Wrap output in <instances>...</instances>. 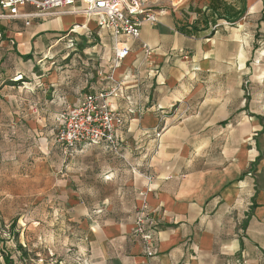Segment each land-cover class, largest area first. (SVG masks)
I'll list each match as a JSON object with an SVG mask.
<instances>
[{
	"label": "crops",
	"instance_id": "0c3cea01",
	"mask_svg": "<svg viewBox=\"0 0 264 264\" xmlns=\"http://www.w3.org/2000/svg\"><path fill=\"white\" fill-rule=\"evenodd\" d=\"M162 4L158 22L144 24L138 39H121L130 53L118 63L110 32L82 14L0 19V97L39 129L86 93L121 84L111 100L124 117L119 154L132 169L107 170L104 178L122 181L127 173L134 215L108 217L113 204H86L75 191L95 217L85 264H264V191L256 198L246 170L259 153L240 154L237 137L238 64L240 56L249 61V44H264V0ZM224 123L229 148L217 162L222 137L206 132ZM94 147L114 153L104 142L78 149ZM149 186L157 217L152 255L134 230L138 191Z\"/></svg>",
	"mask_w": 264,
	"mask_h": 264
},
{
	"label": "rangeland",
	"instance_id": "374dc122",
	"mask_svg": "<svg viewBox=\"0 0 264 264\" xmlns=\"http://www.w3.org/2000/svg\"><path fill=\"white\" fill-rule=\"evenodd\" d=\"M253 46L249 61L240 56L238 64L237 137L240 154L243 151L250 158L259 153L246 166L254 175L259 198L264 191V44H249ZM223 79L229 83V74ZM59 115L54 112L42 128L34 129L0 97V264H6L5 251L18 264H85L91 247L89 224L95 217L90 207L77 204L75 191L86 204H113L108 217L134 215L127 173L122 181L104 178L105 171L117 176L132 169V164L103 148L80 151L56 143ZM222 125L206 132L222 137L215 141L217 162L224 160V150L229 148L225 141L229 127Z\"/></svg>",
	"mask_w": 264,
	"mask_h": 264
},
{
	"label": "built area",
	"instance_id": "2783aa9c",
	"mask_svg": "<svg viewBox=\"0 0 264 264\" xmlns=\"http://www.w3.org/2000/svg\"><path fill=\"white\" fill-rule=\"evenodd\" d=\"M164 0H0V19L48 18L60 14H82L94 20L99 29H107L114 39L116 62L124 60L130 53L127 46H120L121 39H138L142 26L154 24L166 12ZM185 0H170L172 7H179ZM35 8L22 12L24 5ZM217 26V25H216ZM81 28L90 31L88 24ZM121 84L109 89L86 93L77 104L70 106L59 117L57 142L69 148L83 150L89 146L106 143L114 153H120L118 131L124 124L123 115L114 108L113 96L120 92ZM152 176H148L151 181ZM147 189L138 191L140 204L135 215L134 230L141 235L149 255L154 253L152 243L157 217L149 210Z\"/></svg>",
	"mask_w": 264,
	"mask_h": 264
},
{
	"label": "trees",
	"instance_id": "16d2710c",
	"mask_svg": "<svg viewBox=\"0 0 264 264\" xmlns=\"http://www.w3.org/2000/svg\"><path fill=\"white\" fill-rule=\"evenodd\" d=\"M13 223H15V221ZM5 253H6V255L4 256V263H6V264H18V263L15 262V260L11 256L12 254L8 253L7 251H5Z\"/></svg>",
	"mask_w": 264,
	"mask_h": 264
}]
</instances>
